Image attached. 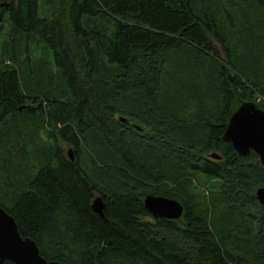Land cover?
Wrapping results in <instances>:
<instances>
[{"label":"trees","instance_id":"1","mask_svg":"<svg viewBox=\"0 0 264 264\" xmlns=\"http://www.w3.org/2000/svg\"><path fill=\"white\" fill-rule=\"evenodd\" d=\"M4 24L0 206L42 257L264 264V166L222 140L244 102L264 111V0H0Z\"/></svg>","mask_w":264,"mask_h":264},{"label":"water","instance_id":"2","mask_svg":"<svg viewBox=\"0 0 264 264\" xmlns=\"http://www.w3.org/2000/svg\"><path fill=\"white\" fill-rule=\"evenodd\" d=\"M120 121L125 122L124 119ZM222 140L230 144L238 156L246 157L254 152L264 166V111L253 102H244L231 115ZM68 156L73 160L71 149ZM210 158L222 159L217 153L210 154ZM255 196L264 206V187L258 188ZM104 207L102 197L93 199L92 211L101 218H104ZM144 207L154 219L179 220L183 215V205L175 199L148 195L144 199ZM5 261L13 264H61L42 257L36 242L21 237L13 217L0 206V264Z\"/></svg>","mask_w":264,"mask_h":264},{"label":"rangeland","instance_id":"3","mask_svg":"<svg viewBox=\"0 0 264 264\" xmlns=\"http://www.w3.org/2000/svg\"><path fill=\"white\" fill-rule=\"evenodd\" d=\"M14 35H12V33L10 32V27H9V25L8 24H4V26H1L0 25V49L2 48V46L4 47L6 44H9V43H11V40H12V37H13ZM211 40V43H212V46H213V48H214V50H215V52H216V55H217V57L220 59V60H222L223 62H226L227 61V58H226V51H225V48H224V46L220 43V42H218V41H216L215 39H210ZM3 49V48H2ZM3 58H4V60H6V59H8V58H6V53L5 52H3ZM7 63H9V62H7ZM37 81L38 80H36V83H37ZM46 92V90H44V89H38V94H33V95H35V96H31L32 98H34L32 101L34 102L35 100L37 101L34 105H32V103H26L25 105L28 107V106H31V108L33 107V108H35L38 104H39V102L41 101V99L43 98L42 97V94H43V92ZM25 110V109H24ZM21 111L22 113L23 112H25V111ZM59 145H60V147H61V149L63 150V153L67 156L68 154H67V152H68V150L71 148L67 143H65V142H63V141H61V140H59ZM71 149H73V148H71ZM16 168H18V170H20L21 168L19 167V163H18V160H17V164H16ZM97 196H100V195H98V194H95L94 195V198L95 197H97Z\"/></svg>","mask_w":264,"mask_h":264},{"label":"flooded vegetation","instance_id":"4","mask_svg":"<svg viewBox=\"0 0 264 264\" xmlns=\"http://www.w3.org/2000/svg\"><path fill=\"white\" fill-rule=\"evenodd\" d=\"M26 105L21 106L20 110L23 109ZM9 261H5L4 264Z\"/></svg>","mask_w":264,"mask_h":264}]
</instances>
